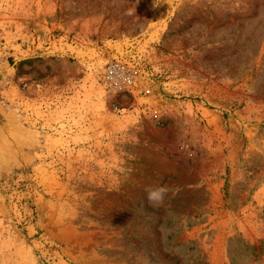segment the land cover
Segmentation results:
<instances>
[{
	"label": "rangeland",
	"instance_id": "rangeland-1",
	"mask_svg": "<svg viewBox=\"0 0 264 264\" xmlns=\"http://www.w3.org/2000/svg\"><path fill=\"white\" fill-rule=\"evenodd\" d=\"M0 113V264H264V0H0Z\"/></svg>",
	"mask_w": 264,
	"mask_h": 264
},
{
	"label": "clouds",
	"instance_id": "clouds-1",
	"mask_svg": "<svg viewBox=\"0 0 264 264\" xmlns=\"http://www.w3.org/2000/svg\"><path fill=\"white\" fill-rule=\"evenodd\" d=\"M145 191L147 193V199L154 205L162 204L168 194V188L166 186H149L145 188Z\"/></svg>",
	"mask_w": 264,
	"mask_h": 264
},
{
	"label": "bare ground",
	"instance_id": "bare-ground-1",
	"mask_svg": "<svg viewBox=\"0 0 264 264\" xmlns=\"http://www.w3.org/2000/svg\"><path fill=\"white\" fill-rule=\"evenodd\" d=\"M0 115H1V113H0ZM10 116V115H9ZM2 117V116H1ZM4 117H6V116H4ZM10 118V117H9ZM6 119V118H5ZM5 119H3V118H0V148L1 149H4V147H6V145L7 146H9L8 145V142L9 141H12L11 139V137L12 136H14L13 134H14V132L16 131L15 129L12 131L11 130V128L9 127V124L10 123H12L11 121H10V119L8 120V121H10V123L7 121V120H5ZM14 124V123H13ZM11 126V125H10ZM11 127H13V126H11ZM15 128V127H14ZM13 129V128H12ZM9 131V132H8ZM19 135V134H18ZM6 149H4V151H5ZM3 151V150H2Z\"/></svg>",
	"mask_w": 264,
	"mask_h": 264
}]
</instances>
